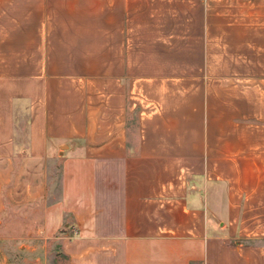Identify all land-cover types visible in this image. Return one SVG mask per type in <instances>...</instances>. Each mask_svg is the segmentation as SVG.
Returning a JSON list of instances; mask_svg holds the SVG:
<instances>
[{"label": "crops", "instance_id": "1", "mask_svg": "<svg viewBox=\"0 0 264 264\" xmlns=\"http://www.w3.org/2000/svg\"><path fill=\"white\" fill-rule=\"evenodd\" d=\"M38 238L264 264V0H0V264Z\"/></svg>", "mask_w": 264, "mask_h": 264}, {"label": "rangeland", "instance_id": "2", "mask_svg": "<svg viewBox=\"0 0 264 264\" xmlns=\"http://www.w3.org/2000/svg\"><path fill=\"white\" fill-rule=\"evenodd\" d=\"M2 264H38L41 261L48 264L62 262L63 255H47L48 252L58 251L57 244H49L44 239L34 241L3 240ZM50 246V248H49ZM55 254V253H54Z\"/></svg>", "mask_w": 264, "mask_h": 264}]
</instances>
